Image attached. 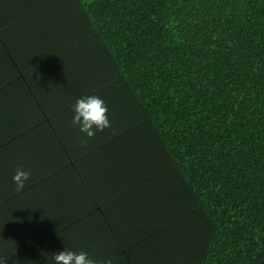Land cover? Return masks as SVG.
<instances>
[{
	"label": "trees",
	"instance_id": "1",
	"mask_svg": "<svg viewBox=\"0 0 264 264\" xmlns=\"http://www.w3.org/2000/svg\"><path fill=\"white\" fill-rule=\"evenodd\" d=\"M65 249L264 264V0H0V255Z\"/></svg>",
	"mask_w": 264,
	"mask_h": 264
},
{
	"label": "clouds",
	"instance_id": "2",
	"mask_svg": "<svg viewBox=\"0 0 264 264\" xmlns=\"http://www.w3.org/2000/svg\"><path fill=\"white\" fill-rule=\"evenodd\" d=\"M73 107L74 126H78L80 132L85 133L88 138L95 136L97 131H104L111 127L108 119V108L102 98L96 95H89L79 98ZM30 178V173L17 168L12 179L16 185V191H22L25 188V182ZM9 255H0V264H7ZM55 264H97L91 259L87 252H75L71 250L59 251L54 256ZM107 264H111L110 261Z\"/></svg>",
	"mask_w": 264,
	"mask_h": 264
}]
</instances>
